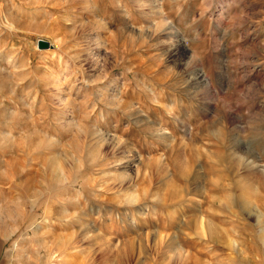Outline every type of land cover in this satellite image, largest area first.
Here are the masks:
<instances>
[{
  "label": "rangeland",
  "instance_id": "rangeland-1",
  "mask_svg": "<svg viewBox=\"0 0 264 264\" xmlns=\"http://www.w3.org/2000/svg\"><path fill=\"white\" fill-rule=\"evenodd\" d=\"M0 264H264V0H0Z\"/></svg>",
  "mask_w": 264,
  "mask_h": 264
},
{
  "label": "water",
  "instance_id": "water-1",
  "mask_svg": "<svg viewBox=\"0 0 264 264\" xmlns=\"http://www.w3.org/2000/svg\"><path fill=\"white\" fill-rule=\"evenodd\" d=\"M36 45L39 48H44V47L50 46L49 42L45 39H42V38H38L36 40Z\"/></svg>",
  "mask_w": 264,
  "mask_h": 264
},
{
  "label": "bare ground",
  "instance_id": "bare-ground-1",
  "mask_svg": "<svg viewBox=\"0 0 264 264\" xmlns=\"http://www.w3.org/2000/svg\"><path fill=\"white\" fill-rule=\"evenodd\" d=\"M35 3V2H34ZM48 47V46H47ZM45 48V47H44ZM100 48V47H99ZM219 161V160H218Z\"/></svg>",
  "mask_w": 264,
  "mask_h": 264
}]
</instances>
